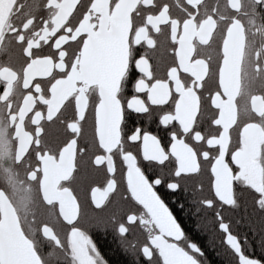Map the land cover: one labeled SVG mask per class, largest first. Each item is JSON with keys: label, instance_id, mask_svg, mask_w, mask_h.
<instances>
[{"label": "snow or ice", "instance_id": "snow-or-ice-1", "mask_svg": "<svg viewBox=\"0 0 264 264\" xmlns=\"http://www.w3.org/2000/svg\"><path fill=\"white\" fill-rule=\"evenodd\" d=\"M250 38L264 0H0V264H109L99 231L131 264H207L161 189L223 234L229 264H264Z\"/></svg>", "mask_w": 264, "mask_h": 264}, {"label": "flooded vegetation", "instance_id": "flooded-vegetation-1", "mask_svg": "<svg viewBox=\"0 0 264 264\" xmlns=\"http://www.w3.org/2000/svg\"><path fill=\"white\" fill-rule=\"evenodd\" d=\"M257 46H259L261 51L264 52V45H257L255 40L250 38L249 47L246 52H243L246 67H248L249 62L254 59V53ZM240 54L241 53H236L237 63ZM20 182L23 183V180ZM161 195L166 203H168L173 214L176 215L182 226L185 228L186 233L205 251L207 264H229L230 258L224 255L227 246L223 243V234L219 231H210L202 226L200 217L195 214L193 206L189 202V197L183 193L172 195L163 189H161ZM180 204H183L184 207H180ZM233 231L240 235L242 243L244 233L247 232L249 245H244L245 250L255 254L257 257L260 256L258 237L253 236L252 233L248 232L243 226L234 225ZM93 239L97 243L102 254L108 259L109 264H117V260L131 264V256L121 250L111 233L104 231L94 232ZM111 253L117 255L113 257Z\"/></svg>", "mask_w": 264, "mask_h": 264}, {"label": "trees", "instance_id": "trees-1", "mask_svg": "<svg viewBox=\"0 0 264 264\" xmlns=\"http://www.w3.org/2000/svg\"><path fill=\"white\" fill-rule=\"evenodd\" d=\"M111 254H112V253H111ZM112 255H113V257H115L117 254H116V255L112 254ZM117 264H130V263H128V262H122V261H118V260H117Z\"/></svg>", "mask_w": 264, "mask_h": 264}]
</instances>
